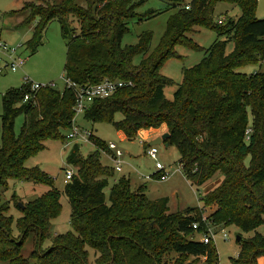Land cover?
<instances>
[{"label": "trees", "instance_id": "16d2710c", "mask_svg": "<svg viewBox=\"0 0 264 264\" xmlns=\"http://www.w3.org/2000/svg\"><path fill=\"white\" fill-rule=\"evenodd\" d=\"M39 1V0H37ZM181 0H166L179 8ZM240 10V16L220 24L213 20L217 3ZM257 0H193L188 11L172 15L158 46L150 53V33L139 35L137 43L121 46L133 20L141 21L158 14L149 10L138 14L142 6L126 0H88L86 8L75 0L57 4L29 1L11 16L26 14L17 28L33 25L32 35L24 43L31 55L41 45L49 23L56 21L66 45L63 72L76 86L96 85L103 80L131 81L108 98L95 100L83 113L92 123L111 124L130 141L142 130L166 127L165 145L174 146L186 179L200 186L220 173V185L203 199V207L185 214L169 213L168 200L150 201L139 188L129 189V180L121 177L111 187L108 179L114 170L100 162V150L107 151L99 139L90 137L96 148L85 158L74 145L66 163L77 172L65 183L62 194L71 213L72 232L54 236L51 245L40 250L49 239L51 221L60 211V194L54 181L37 167H25L26 161L45 149L48 140L66 138L61 132L70 128L74 89L65 85L56 89L30 91V84L8 89L1 97L0 116V261L5 264H89L88 249L97 254L94 264H161V257L175 253L203 257L207 264L217 261L212 243L195 241L204 231L206 206L214 210L206 220L214 226H234L241 233H253L238 243L240 250L231 264H258L264 257V72L240 73L246 65L264 63V19H256ZM216 35L204 51L202 60L182 70V82L172 100L164 89L173 86L162 76L164 62L178 58L175 47L197 48L189 35L197 28ZM233 49L226 53L227 44ZM149 52V53H148ZM141 61L133 64V59ZM29 95L30 99L23 102ZM116 114L121 115L115 121ZM23 116L18 135L14 121ZM67 141V140H66ZM249 157L246 166L244 160ZM8 181L30 182L48 187L37 199L23 204L11 201L20 212L16 221L18 238H13L9 203L3 199ZM108 190V196L105 190ZM198 225L197 230L192 226ZM35 236L34 249L27 258L21 255L26 238ZM241 235V234H239ZM241 237V236H240Z\"/></svg>", "mask_w": 264, "mask_h": 264}, {"label": "rangeland", "instance_id": "374dc122", "mask_svg": "<svg viewBox=\"0 0 264 264\" xmlns=\"http://www.w3.org/2000/svg\"><path fill=\"white\" fill-rule=\"evenodd\" d=\"M29 1H33L36 4L47 2L50 4H57L61 0H0V49L1 46H4L8 51H15L14 58L16 62H22V65H20L16 71L11 72L8 70L5 74H0V116L2 114V95L8 89L20 88L25 83V80L38 85L54 84L55 89L59 92L65 87L63 66L66 45L61 38L60 27L56 21L49 23L47 26L41 39V45L37 48L35 54L31 55L29 51L24 49V43L29 40L32 35L33 24L24 28H17L19 21H21L26 14L21 13L22 16L17 17L11 16L10 13L21 9L23 4ZM75 1L79 6L86 8L88 0ZM138 1L140 0H133V2ZM149 10L158 11V14L150 18H144L141 21L135 19L130 22L129 32L121 41L122 47L135 45L139 35L142 33H150L152 38L148 51L151 53L158 46L165 32L168 19L174 15L179 8H172L164 0H143L142 6L139 7L136 12L143 15ZM239 16L240 10L237 7L220 2L217 3L214 8L213 20L216 23L218 20L224 21L227 18L235 20ZM254 17L259 20L264 19V0H257ZM196 30L197 31L189 35V37L197 48H190L185 45L176 46L175 52L178 58L166 60L160 69V74L172 80L174 83L173 86L164 89V96L167 100L173 99L177 86L182 82V70L198 64L203 58L204 51L208 49L216 39V35L209 29L201 27ZM232 49V43L227 44L226 53H230ZM0 56L3 57L4 55L0 53ZM141 59V56L135 57L133 59V64L137 65ZM0 65H2V63ZM261 67L262 68H260L259 65H246L239 68L238 71L244 74H254L258 71H264V65ZM121 118L120 114H116L114 120L119 121ZM23 121V116H19L15 119L14 132L16 135L19 134ZM75 126L78 128L79 132L73 140H48L44 143L45 149L29 158L25 163V167L29 169L37 167L40 171L45 172L52 178L54 181L53 187L60 194L59 203L61 205V211L59 215L51 221L49 231L50 238L44 240L41 244V251L46 250L51 245V239L54 236L72 232V228L69 224L71 209L62 191L65 185V171L74 170L76 173L77 168H72V166L68 165L66 163V158L74 145L78 146L79 155L83 158L96 151L90 138L89 140L86 138V131L89 132L91 130L93 135L90 137L99 139L106 145V148L108 144H114L116 149L123 154L120 158L122 162L121 172L116 173L114 171L113 177L108 179L109 187L113 185V180H118L121 177L127 178L130 183L129 189L131 192H136L139 188H142L141 192L150 201L162 198L167 199L169 213L183 215L189 209L202 208L204 206L203 199L210 192L215 190L222 181V175L220 173L214 174L212 178L200 186L186 179L183 172L178 169V151L174 146L166 147L164 143L155 146L158 151L157 162L167 169L170 168L173 173L163 182L155 179L145 180L143 176L154 173L155 161L151 160L146 154V151L150 148L149 144L152 142V138L144 139L142 135H138L134 140H124L111 124L85 121L82 114L76 115ZM68 132V129L64 130L61 132V135L66 137ZM99 153L101 164L113 169L110 156L108 157L105 151L102 150H100ZM244 164L248 166L249 157L245 158ZM176 169L178 171H174ZM48 189L49 188L46 186L30 182L8 181V189L3 194V199L8 201L10 208L8 215L13 218L11 227L13 238L16 239L19 235L16 221L20 217V212L15 208L13 201H11L12 195H15L14 202L23 206V204L42 196ZM108 190L109 188L105 190L106 196H108ZM213 210V205L206 206L203 211V216L210 215ZM212 227L216 233L212 244L217 255V261L213 264H231L230 261L237 258L240 250V245L235 241V237L239 234H241L239 235L241 239H248L253 236V233H241L232 225H212ZM223 233L228 236L227 241L222 239ZM258 233L264 235L263 226L258 228ZM199 240L200 237L196 235L195 241ZM34 241L35 236L33 234L26 238L21 252L24 258H27L34 249ZM88 254V263L94 264L97 254L90 249H88ZM160 263L207 264L203 257L177 255L172 252L163 255ZM0 264L5 263L0 261Z\"/></svg>", "mask_w": 264, "mask_h": 264}, {"label": "built area", "instance_id": "2783aa9c", "mask_svg": "<svg viewBox=\"0 0 264 264\" xmlns=\"http://www.w3.org/2000/svg\"><path fill=\"white\" fill-rule=\"evenodd\" d=\"M126 1H133V0H126ZM166 1V0H164ZM193 0H181L179 8L188 11L191 8ZM222 20H218L217 23L220 24ZM0 53L4 56H0V74H5L6 71L10 70L11 72L16 71L20 65H22V62H16V59L14 58L15 51H8L6 47L1 46ZM30 84V91L31 92H37L41 89H55L54 84H47V85H38L33 84L29 82L28 80H25V84ZM65 85L67 87H70L74 89V105H73V111H74V118L72 120L71 126L68 129V135L65 137L67 141L73 140L78 135V128L75 126V117L77 114H82L89 108V106L98 99H105L113 95L115 92H117L120 89L123 88H129L132 87L133 84L131 81H120V80H103L100 83L96 85H87V86H76L69 81L65 79ZM30 99L29 95L27 94L23 98V102H27ZM86 138L89 140L91 134V131L85 132ZM107 152H110V159L113 163V169L116 173L121 172V165L122 162L120 161V158L123 156L122 152L116 149V146L114 144H108L106 148ZM147 156L155 161L154 164V173L150 175L143 176L145 180H151L155 179L160 182L166 181L168 177L173 173L171 169H167L165 166L157 162V154L158 151L155 148V146H150L148 150L146 151ZM74 168V167H72ZM178 169L182 171V166L179 164ZM174 171H178L177 169ZM75 174L74 170H66L65 171V180L64 183L68 182L71 177ZM202 222L205 224L204 231L201 232L198 236L200 237V242L203 244H210L214 241L216 233L214 232V228L212 227L211 223L206 220L205 216L202 218ZM193 230L198 229V225L192 226ZM223 232V231H222ZM222 239L227 241L228 236L223 233Z\"/></svg>", "mask_w": 264, "mask_h": 264}, {"label": "crops", "instance_id": "0c3cea01", "mask_svg": "<svg viewBox=\"0 0 264 264\" xmlns=\"http://www.w3.org/2000/svg\"><path fill=\"white\" fill-rule=\"evenodd\" d=\"M20 10V9H19ZM15 16H17V17H19V16H22L20 13L18 14V15H15ZM24 17V16H23ZM23 19V18H22ZM22 19H21V21H22ZM21 21H19V23L21 22ZM34 25V24H33ZM262 65H264V63L263 64H261V66ZM261 66H259L260 68H262ZM261 72H264V71H261ZM91 131V130H90ZM166 131V127L163 125V126H161L159 129H149V130H142V131H140L139 133H138V135H142V137L144 138V139H147V138H152L151 140L153 141V140H156L157 138H159L162 134H164V133H166L165 132ZM119 134H120V137L122 138V139H124V140H127L125 137H124V135L122 134V133H120V132H118ZM91 134L93 135V132L91 131ZM128 141V140H127ZM166 146V145H165ZM105 154L109 157L110 156V152H107V151H105ZM117 181V179L116 180H113V184L115 183ZM169 209V208H168ZM206 217V216H205ZM258 264H264V257H262V258H259L258 259Z\"/></svg>", "mask_w": 264, "mask_h": 264}, {"label": "water", "instance_id": "95a60500", "mask_svg": "<svg viewBox=\"0 0 264 264\" xmlns=\"http://www.w3.org/2000/svg\"><path fill=\"white\" fill-rule=\"evenodd\" d=\"M168 138H169V134H168V133H164V134H162L159 138H157L156 140H153V141L149 144V146H156V145H159V144H161V143H164V144H165V141H166ZM166 147H167V145H166ZM18 207H19L20 209H23V206H22L21 204H18ZM240 240H241V237H240L239 235H237V236L235 237V241H236L237 243H239Z\"/></svg>", "mask_w": 264, "mask_h": 264}]
</instances>
